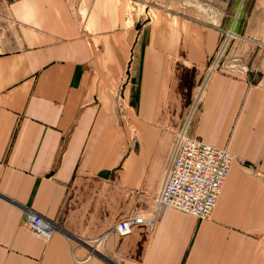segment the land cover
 Wrapping results in <instances>:
<instances>
[{
    "label": "crops",
    "instance_id": "obj_1",
    "mask_svg": "<svg viewBox=\"0 0 264 264\" xmlns=\"http://www.w3.org/2000/svg\"><path fill=\"white\" fill-rule=\"evenodd\" d=\"M127 1L90 0L83 29L72 0H0V264H264V0L241 1L242 24L129 25ZM226 20L230 56L250 69L212 74L188 128L234 156L215 208L199 219L164 206L152 228L120 236V219L155 204L183 98ZM24 208L54 221L47 240Z\"/></svg>",
    "mask_w": 264,
    "mask_h": 264
},
{
    "label": "built area",
    "instance_id": "obj_2",
    "mask_svg": "<svg viewBox=\"0 0 264 264\" xmlns=\"http://www.w3.org/2000/svg\"><path fill=\"white\" fill-rule=\"evenodd\" d=\"M232 32V36H233ZM227 45V41H224ZM216 71L215 63L206 72L203 85ZM192 115L195 106H191ZM233 156L223 148L212 146L181 131L180 139L173 144L171 155L165 168L163 182L156 197L155 208L150 216L136 210L120 219L114 226L115 232L124 236L139 225L150 226L153 217L164 206L173 207L199 219H208L223 189L230 170ZM29 208H24L23 224L38 237L47 240L56 225ZM107 235L93 240L91 248L101 247Z\"/></svg>",
    "mask_w": 264,
    "mask_h": 264
},
{
    "label": "rangeland",
    "instance_id": "obj_3",
    "mask_svg": "<svg viewBox=\"0 0 264 264\" xmlns=\"http://www.w3.org/2000/svg\"><path fill=\"white\" fill-rule=\"evenodd\" d=\"M75 7H80L82 5V9H79L80 11L77 12V15L79 16V20L81 21V26L83 29H85L84 21H85V15H86V9L89 5L90 0H72ZM232 1V3H231ZM239 0H226L224 3L222 0H128L126 2L125 7V16H126V24H131L134 17H138L137 20H140L142 24L147 23L149 20L152 19V21H158L160 20V16H163L164 18H167L168 20L174 21L176 20V15H179L181 17H186L189 19L194 20H202L205 21L208 24H217L220 18H230L229 20H232V17H234V24L236 21L246 22L247 19H243V17L246 15L247 12V6L244 7V3L240 4L238 3ZM237 4V5H236ZM236 5V7H235ZM239 5V6H238ZM242 18V19H241ZM248 18V14L246 16ZM166 19V20H167ZM230 21L226 20V24L224 26V29L221 31L220 41L218 48L216 50V53L210 60L209 65L206 68V72L208 68L211 66V64L215 63L216 71H224L227 73H232L234 75H242L244 76L250 69V64L247 60V57L245 56L242 58L240 57H231V53L235 49V47H238L237 44H235L236 36H232V32L236 34L237 30H235L234 27L228 29L226 27L229 26ZM233 24V26H234ZM222 25V24H221ZM244 25V23H243ZM229 36L232 37L229 39ZM227 38L230 40L228 41V44L225 45L224 41H227ZM226 39V40H224ZM238 41V40H237ZM235 44V46H233ZM231 50V51H230ZM236 50V49H235ZM242 51L248 52V47L244 46L241 48ZM230 51V53H229ZM133 61V55H130V58L128 60V68L127 70H130V65ZM234 61H238V65H234ZM214 72V73H215ZM213 73V74H214ZM212 75V74H211ZM210 75V76H211ZM192 74L189 70L184 71L182 74V86H186L189 88L192 85ZM210 78V77H209ZM205 78H201L200 81L197 84V87H205L203 85ZM206 85V84H205ZM201 95L195 94L192 97L184 96V102H182V106L184 114L182 118V122L180 125V128L176 132L175 138L173 140V144L177 143V141L180 139L181 131L184 130V135L186 137H192L197 140L202 141L198 137L190 136L188 134V128L191 123L192 115L189 116L190 111H192L191 106H195L194 109L197 107V105L200 102ZM188 98V100H187ZM204 142V141H202ZM206 143V142H205ZM172 144V147H173ZM214 146V145H212ZM218 147V146H215ZM223 148L227 150L226 147H218ZM228 151V150H227ZM229 152V151H228ZM171 155V154H170ZM233 156V155H232ZM170 158V156H169ZM234 158V156H233ZM165 174V171H164ZM164 178V175H163ZM162 178V182H163ZM161 182V184H162ZM161 187V185H160ZM160 190V188H159ZM159 193V191H158ZM157 193V195H158ZM156 195V197H157ZM156 197H155V204H156ZM218 200V199H217ZM154 206L148 210H138L142 212L145 216H150L152 214ZM161 210V209H160ZM159 210V212H160ZM136 211V210H133ZM131 211V212H133ZM129 212V214H131ZM151 212V213H150ZM154 212V211H153ZM158 213L155 214L153 217V223L148 226V228H152L154 222L157 219ZM150 213V214H149ZM128 215V214H127ZM126 215V216H127ZM124 218V217H123ZM33 233V232H32ZM34 234V233H33ZM37 236V235H36ZM51 236V235H50Z\"/></svg>",
    "mask_w": 264,
    "mask_h": 264
},
{
    "label": "bare ground",
    "instance_id": "obj_4",
    "mask_svg": "<svg viewBox=\"0 0 264 264\" xmlns=\"http://www.w3.org/2000/svg\"><path fill=\"white\" fill-rule=\"evenodd\" d=\"M203 78H208V77L204 74V75H203ZM203 91H204V87H198V92H197V94H198V95H201ZM97 248H100V246L97 247ZM91 251H93V250H91ZM91 251H89L88 254H91Z\"/></svg>",
    "mask_w": 264,
    "mask_h": 264
}]
</instances>
